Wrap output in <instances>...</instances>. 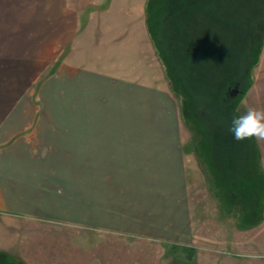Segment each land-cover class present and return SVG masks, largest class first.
I'll list each match as a JSON object with an SVG mask.
<instances>
[{"label":"crops","instance_id":"obj_1","mask_svg":"<svg viewBox=\"0 0 264 264\" xmlns=\"http://www.w3.org/2000/svg\"><path fill=\"white\" fill-rule=\"evenodd\" d=\"M128 5L118 6L115 0H0V249L8 247L11 221L55 218L87 222L92 234L104 238L156 246L159 264H264V186L252 199L258 184L239 182L246 179L245 172L250 179L264 175L262 141L254 138L256 150H244L243 141L220 129L216 150L201 155L197 148L200 166L203 162L216 181L211 191L221 211L237 223L251 224L237 229V237L243 232L245 240L236 246L203 244L195 231L180 107L165 89L157 91L158 121L141 117L145 109L140 104L130 110V95L135 94L130 82L96 65L105 57L75 49L71 76L65 61L56 74H48L66 46H93L85 40H92L96 29H113L111 16L128 11ZM82 61L92 64H76ZM253 82L251 77L243 98ZM52 88L61 99L57 110L62 114L56 119L44 114L49 104L34 98H48ZM132 101L137 104V98ZM83 201L88 212L81 211ZM107 245V251L112 249ZM180 249L191 257L184 259Z\"/></svg>","mask_w":264,"mask_h":264},{"label":"rangeland","instance_id":"obj_2","mask_svg":"<svg viewBox=\"0 0 264 264\" xmlns=\"http://www.w3.org/2000/svg\"><path fill=\"white\" fill-rule=\"evenodd\" d=\"M115 1L124 7L128 1L130 8L123 9L121 15L111 16L108 25L113 29L93 31L92 40H85L93 46H66L65 57L63 53L58 60L56 55L48 74L51 77L56 74L65 61L69 68L66 74L71 76L75 49L85 50L83 54L90 51L97 59L105 57L108 60L96 65L106 70L110 68L108 71L115 77L120 75L130 82V89L135 93H131L130 98L134 101L137 98V104L130 101V110L140 109L137 107L140 104L145 109L139 112L141 117L158 121L157 91L159 87L164 88L180 107L179 134L183 136L188 157L198 242L214 243L213 246L219 248L236 246L237 240H245L243 232L237 237V229H246L251 224L237 223L234 217L221 211L211 191L212 182L216 181L206 173L203 162V168L200 166L195 152L198 148L204 155L206 150H216L213 144L222 135L221 128L216 127L222 108L233 118L232 110L242 114L248 108L260 110L264 107V34L260 40L253 37L256 33L258 36V30L255 34L250 31L257 20L255 12L264 0H153L152 33L147 22L149 0ZM246 55L249 61L242 64V56L245 59ZM257 58L260 59L258 63ZM76 64L88 66L92 63ZM251 77L254 84L244 98L241 92L230 96L229 91L234 87L231 85L242 82L246 89ZM54 85L57 86L56 81ZM138 89L142 94L136 93ZM51 90L44 100L37 94L34 98L39 104H49L44 114L56 119L62 114L57 110L61 99L54 93L56 88ZM41 114L42 111L38 117H42ZM131 117H134L132 113ZM243 142L244 150H253L251 140ZM84 205L85 201L81 203V211L88 212ZM10 226L8 247L0 249V264H159L158 247L120 236L108 239L94 235L87 222H61L51 218L34 222L11 221ZM107 242V247L112 248L108 251ZM169 251L175 252L174 249ZM177 252L184 259L191 257L190 252L184 253L182 249Z\"/></svg>","mask_w":264,"mask_h":264},{"label":"clouds","instance_id":"obj_3","mask_svg":"<svg viewBox=\"0 0 264 264\" xmlns=\"http://www.w3.org/2000/svg\"><path fill=\"white\" fill-rule=\"evenodd\" d=\"M233 139L240 142L255 138L264 141V109L248 108L242 114L234 115L229 128ZM260 259V257H250Z\"/></svg>","mask_w":264,"mask_h":264},{"label":"water","instance_id":"obj_4","mask_svg":"<svg viewBox=\"0 0 264 264\" xmlns=\"http://www.w3.org/2000/svg\"><path fill=\"white\" fill-rule=\"evenodd\" d=\"M255 14L257 15V20H255L254 23L252 24V28H251L252 30H250V31H251V33L254 32V34H255V32H257V30H258V36L259 37L257 36V33L255 36L253 35V37L259 38L261 40V36H262V34H264V2L263 1L261 2V8L259 10H257V12H255ZM255 19H256V17H255ZM241 61H242V64H244L247 61L246 62V64H247L249 61V58H247V55L245 56V59H244V56H242ZM249 85H250V83L247 85V87ZM244 89H245V87L242 85V82H241L240 85L237 84V86H234L229 91L230 96H233V95L236 96L239 92H241V90H244ZM224 112H225L224 110H222L221 113L219 112L220 114H219V116H217L218 118H217L216 126L219 129L221 128L223 130H228V132H230L229 131V128L231 126V120L230 119L225 118L227 122L225 124L220 123V119H224V118H222V115ZM228 137L230 140V135H228Z\"/></svg>","mask_w":264,"mask_h":264},{"label":"trees","instance_id":"obj_5","mask_svg":"<svg viewBox=\"0 0 264 264\" xmlns=\"http://www.w3.org/2000/svg\"><path fill=\"white\" fill-rule=\"evenodd\" d=\"M151 1H153V0H149L148 1V18H147V22H148V28H149V30L151 31V33H152V26H153V23H152V18H153V9H154V7H153V3H151ZM259 49H260V47H259ZM259 58V57H258ZM258 58H257V62H258ZM256 61L254 62V64H256ZM235 82V81H234ZM233 86H237V84H233V85H231L230 87H233ZM249 87V86H248ZM248 87L246 88V89H244V90H241V93L244 95V93L247 91V89H248ZM174 89V88H173ZM232 109V108H231ZM222 110H224L225 112L223 113V115H222V118H227V119H230V120H232V118H231V116L228 114V110L226 111L225 109H221L219 112L221 113V111ZM233 111V114L234 115H238L236 112H235V110H232ZM182 112H183V109H182ZM251 141H252V143H253V150L255 151L256 150V145H255V140H254V138L253 139H251ZM252 151V150H251ZM248 174V172H245V174L244 175H246L247 177H246V179L245 180H243V181H239L240 183L242 182L243 184H247V185H249V186H251V185H256V184H258V190H257V192L256 193H254V195H253V197H252V199H254L255 198V196H257V195H259V194H261L262 193V187L264 186V175H258V179L257 178H255V179H253V178H248L249 177V174ZM248 188H250V187H248ZM249 193H251V192H249ZM251 199V200H252ZM250 200V201H251Z\"/></svg>","mask_w":264,"mask_h":264}]
</instances>
